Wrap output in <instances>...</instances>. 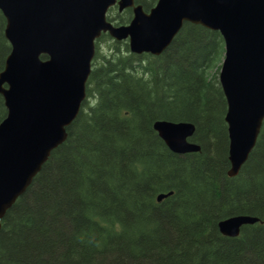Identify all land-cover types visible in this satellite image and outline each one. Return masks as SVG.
<instances>
[{"label": "trees", "instance_id": "1", "mask_svg": "<svg viewBox=\"0 0 264 264\" xmlns=\"http://www.w3.org/2000/svg\"><path fill=\"white\" fill-rule=\"evenodd\" d=\"M156 1L135 0L146 11ZM4 27L0 11V71L10 52ZM99 40L66 140L1 219L0 264H264V121L228 177L220 33L185 22L160 55L115 41L102 57ZM156 120L193 123L200 150H169ZM234 215L259 222L222 235L218 222Z\"/></svg>", "mask_w": 264, "mask_h": 264}, {"label": "water", "instance_id": "2", "mask_svg": "<svg viewBox=\"0 0 264 264\" xmlns=\"http://www.w3.org/2000/svg\"><path fill=\"white\" fill-rule=\"evenodd\" d=\"M132 10L128 24L107 18L111 7ZM10 52L0 71L6 109L0 122V230L7 210L28 188L86 99L95 41L108 33L131 53L160 55L185 22L218 31L224 42L218 82L226 100L228 177L255 147L264 120V0H157L148 11L135 0H0ZM42 56L45 58L43 59ZM153 129L172 152H197L191 122L156 120ZM161 193L157 201L171 195ZM259 222L234 215L219 232L237 237Z\"/></svg>", "mask_w": 264, "mask_h": 264}, {"label": "rangeland", "instance_id": "3", "mask_svg": "<svg viewBox=\"0 0 264 264\" xmlns=\"http://www.w3.org/2000/svg\"><path fill=\"white\" fill-rule=\"evenodd\" d=\"M117 8V7H116ZM114 9L113 11H111V12H109L108 13V15L111 17V18H114V19H117L118 17H119V15H121V14H123L124 12H125V10H123L122 12H119V11H117V9ZM133 15V14H132ZM131 15V16H132ZM130 19H131V17H130ZM130 19L128 20V22L126 23V24H128L129 23V21H130ZM113 22H115V20L113 21ZM118 25H120V24H118ZM122 25H124V24H122ZM114 40L111 38V37H109L108 35H106L104 38H100V40L98 41V43H97V46H98V48H99V55H101L102 57H104V56H108V55H110L111 54V52L114 50V48H115V46H114ZM122 42V49L124 48V43H126V42H123V41H121ZM128 45V44H127ZM222 59H223V57H222ZM221 62H222V60H221ZM221 62L219 63V66L221 65ZM3 101V100H2ZM85 101V100H84ZM83 101V102H84ZM82 102V103H83ZM82 106V105H81ZM5 117V116H4ZM3 117V118H4ZM2 118V119H3ZM264 121V120H263ZM1 122V121H0ZM253 150V149H252ZM252 152V151H251ZM250 152V153H251ZM17 201V200H16Z\"/></svg>", "mask_w": 264, "mask_h": 264}, {"label": "bare ground", "instance_id": "4", "mask_svg": "<svg viewBox=\"0 0 264 264\" xmlns=\"http://www.w3.org/2000/svg\"><path fill=\"white\" fill-rule=\"evenodd\" d=\"M31 183H32V182H31ZM29 186H30V185H29ZM29 186H28V187H29ZM26 189H27V188H26ZM25 191H26V190H25ZM25 191H24V192H25ZM24 192H23V193H24ZM23 193H22V194H23ZM11 207H12V206H11Z\"/></svg>", "mask_w": 264, "mask_h": 264}]
</instances>
